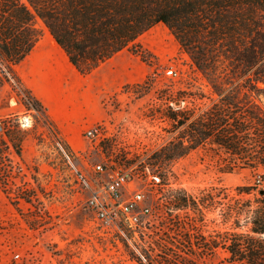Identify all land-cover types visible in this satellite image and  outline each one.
I'll return each instance as SVG.
<instances>
[{"label": "rangeland", "instance_id": "374dc122", "mask_svg": "<svg viewBox=\"0 0 264 264\" xmlns=\"http://www.w3.org/2000/svg\"><path fill=\"white\" fill-rule=\"evenodd\" d=\"M38 24L44 28V37L18 72L49 106L51 115L65 121V127L56 130L36 110L16 100L11 109L0 110V130L11 117H17L21 126L17 139L25 142L24 158L15 150L3 151L0 264H138L123 239L128 234L138 237L137 231L149 238L169 235L163 227L166 207L179 193L192 204L198 202L200 209L174 214L186 221L201 216V237L221 236L225 231L221 207L212 212L205 207L209 190L264 186V175L251 169L223 172L222 160L209 147L166 167L154 164L156 152L176 135L163 113L179 106L176 99H184L183 108L206 109L213 98L207 80L170 29L158 24L138 38L135 46L145 49V59L131 46L83 75L49 38L42 21ZM33 56L46 57L52 73L46 76L44 68L35 67ZM172 69L175 74L168 73ZM195 93H204L206 98L195 99ZM103 120L111 123V141H92L86 130ZM107 156H111V168L135 176L131 189L146 194L145 204L152 211L138 229L124 221L104 223L86 206L90 193L82 179L96 177L94 167ZM154 174L160 183L151 178ZM29 196L35 197L32 203L25 199ZM227 256L221 248L209 263L225 264Z\"/></svg>", "mask_w": 264, "mask_h": 264}, {"label": "trees", "instance_id": "16d2710c", "mask_svg": "<svg viewBox=\"0 0 264 264\" xmlns=\"http://www.w3.org/2000/svg\"><path fill=\"white\" fill-rule=\"evenodd\" d=\"M38 21L83 75L165 24L207 80L213 98L206 109L183 108L184 99H176L179 106L163 113L176 135L156 152L154 164L166 167L209 147L222 160L223 172L251 169L264 175V0H0V110L11 109L16 100L60 130L49 106L18 72L44 37ZM136 46L133 52L145 59V49ZM20 127L11 117L0 130V176L4 150L24 158ZM33 198L25 197L29 203ZM168 203L163 227L169 235L149 238L137 231L138 237L123 239L138 264H210L221 248L228 253L225 264H264V186L209 190L205 207L210 212L221 207L225 226L212 239L201 237V216L186 221L174 214L189 208L199 212L198 202L179 193Z\"/></svg>", "mask_w": 264, "mask_h": 264}, {"label": "built area", "instance_id": "2783aa9c", "mask_svg": "<svg viewBox=\"0 0 264 264\" xmlns=\"http://www.w3.org/2000/svg\"><path fill=\"white\" fill-rule=\"evenodd\" d=\"M168 73L175 74V71L172 69ZM86 135L98 143L111 141V123L98 121L86 130ZM94 171L96 177L82 179L90 193L86 206L104 223L116 224L124 221L132 229L140 228L145 223L144 217L152 210L145 204V192L130 188L135 176L128 170L111 168V156L105 157L103 163L94 167ZM151 178L161 182L158 175H151ZM156 182L154 185H158Z\"/></svg>", "mask_w": 264, "mask_h": 264}, {"label": "bare ground", "instance_id": "6f19581e", "mask_svg": "<svg viewBox=\"0 0 264 264\" xmlns=\"http://www.w3.org/2000/svg\"><path fill=\"white\" fill-rule=\"evenodd\" d=\"M48 35H49V38H53L50 34H48ZM32 62L35 65V67L38 66V67L44 68L43 71L46 70L44 72V74L46 76L52 73V70L48 68L49 63H48V60H47L46 57H41L40 58V56H38V57L34 58V56H33L32 57Z\"/></svg>", "mask_w": 264, "mask_h": 264}, {"label": "crops", "instance_id": "0c3cea01", "mask_svg": "<svg viewBox=\"0 0 264 264\" xmlns=\"http://www.w3.org/2000/svg\"><path fill=\"white\" fill-rule=\"evenodd\" d=\"M53 118L55 119V121L57 122V124H59V126H60L61 128H64V127H65V121H64V120L59 119L58 117H56V116H54V115H53Z\"/></svg>", "mask_w": 264, "mask_h": 264}]
</instances>
